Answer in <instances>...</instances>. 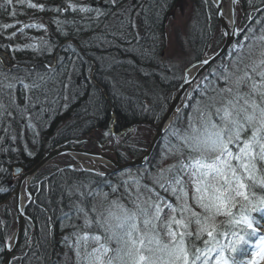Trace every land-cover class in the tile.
Masks as SVG:
<instances>
[{
	"label": "snow or ice",
	"instance_id": "obj_1",
	"mask_svg": "<svg viewBox=\"0 0 264 264\" xmlns=\"http://www.w3.org/2000/svg\"><path fill=\"white\" fill-rule=\"evenodd\" d=\"M15 2L45 9L44 5L34 4L31 0ZM104 2L109 5L108 9L64 0L65 7L55 6L49 10L82 13L89 23H98L111 15L116 19L118 29L122 30L126 24L135 27L131 3L113 12L120 0ZM257 2L264 5V0H247L255 13H264V7H258ZM232 3L235 5L238 0H232ZM12 4L13 0H3L0 8ZM16 14L15 10L9 13L11 16ZM253 18V12H249L248 19ZM56 23L59 30L61 24H74L75 21ZM11 27V24L3 25L5 29ZM105 28L109 30L107 25ZM236 31L234 28L233 34ZM43 43L47 45L48 42ZM31 47L36 50L35 46ZM243 47L235 45L234 50ZM200 63L207 65L209 60ZM222 67L224 71L219 79L224 86L212 89L214 95L201 93L205 99L192 105L187 127L183 132L171 131L176 143L168 141L165 144L156 171L147 173L146 177L129 173L128 179L122 181L131 207L119 198L109 200L108 192L90 188L84 192L79 187L74 192L69 191V196L92 197L94 202L90 207L83 201L76 203V218L82 222L68 224L74 231L63 237L66 251L62 264L264 262V234L258 235L264 225L252 215L264 213V27L261 35L256 37V43L247 45L246 57L237 55L231 70ZM19 71L5 70L0 62V123L9 117L28 118V127H32L29 113L37 104H43L41 94L45 100L48 98L50 77L46 73L33 75L27 70L20 75ZM30 77L31 82L26 83ZM17 84L21 85L19 98ZM20 98L24 100L23 106L19 103ZM172 157L176 158L175 163L166 168L159 166ZM145 178L151 184L143 183ZM109 187L112 193L118 191L116 186ZM168 197L174 198V202ZM218 217L224 219L218 220ZM67 218L71 220V217ZM249 253L251 258H248Z\"/></svg>",
	"mask_w": 264,
	"mask_h": 264
},
{
	"label": "trees",
	"instance_id": "obj_2",
	"mask_svg": "<svg viewBox=\"0 0 264 264\" xmlns=\"http://www.w3.org/2000/svg\"><path fill=\"white\" fill-rule=\"evenodd\" d=\"M15 0H13L14 2ZM48 2L47 7L44 10L39 8H30L28 4L20 5L14 2V5H10V10L0 8V25L11 24L13 27L0 30V38H7L9 44L0 48V54L3 52L8 53L11 58L15 61H26L23 58L22 51L30 53V60L35 64H40L42 68L46 70V74H60L57 72L56 65L53 66L50 61V57L43 55L44 61L38 63L35 62L36 55L34 54V48L31 47V43L19 40L18 37L12 36V33H17V28L14 26L16 23L10 21L9 13L15 10L17 13L13 18L22 20L25 24L29 23V17L32 16H45L51 20L56 21H75V23H63L61 27L66 29L67 35H63L62 40L54 37V45H63L66 50H74V53H79L81 49H88L96 54V58L99 65L104 66L94 74V79L83 76V81L77 82L78 86L70 84L66 79L62 84H67L68 88L66 93H61L59 90L56 92L51 89L48 93V98L45 100L41 94V99L44 100L42 107L43 111L37 109L34 113L41 119L46 117V111H50L48 118L59 120L54 126H48L47 121L44 119L43 132L52 136L57 130L60 132L66 130V134L71 132V129L63 128L62 121L71 118L72 121L77 122L76 127L72 130L88 132L89 128H98V130H107L109 124L112 121V113L116 117V130L121 132L126 129L131 123L139 121H147L152 124H156L162 117L166 105L170 99L171 91H174L181 81L179 74L172 73L171 70H166L165 66L161 62V53L159 48L163 49L166 40L162 32L165 27V19L169 13H171L172 7L176 6L180 0H120V3L112 9L113 12L117 9L124 8L128 4H132L136 11H131V19L135 24V27L126 26L120 30L116 27V19L111 15L100 19L98 23H89L85 18L84 14L74 13L71 10L66 12H57L53 9L55 6L61 8L65 7L64 0H46ZM74 3L90 4L92 7H100L101 9H108L109 5L104 0H73ZM196 3L195 16L197 17V23L194 27V46L197 45L196 56L194 60L200 59L204 54V48L210 40V36L214 32L212 23L215 22V17L209 18L208 12L205 9L204 4L200 0H194ZM0 3H3L0 0ZM246 11L249 8L248 4L245 3ZM249 12V11H248ZM247 12V13H248ZM92 15H95L94 13ZM263 13H258V17L261 18ZM40 16V17H41ZM208 18V19H207ZM246 21H244L245 23ZM255 22V20H254ZM253 22V23H254ZM105 25L108 26L109 30H106ZM121 32L123 33L121 35ZM253 32V31H252ZM256 33V31H254ZM115 33V34H113ZM251 33L248 38V43L251 38L256 43L254 34ZM10 38V39H9ZM65 38V39H64ZM68 41H65L67 40ZM198 41L202 44L201 47L198 45ZM251 44V43H250ZM254 44V43H253ZM71 45V46H70ZM29 46V47H26ZM48 47V46H47ZM46 46H40L37 48H47ZM90 53V52H88ZM233 53V51L231 52ZM230 53V54H231ZM92 54V53H91ZM74 55V54H73ZM76 55V54H75ZM243 55V54H239ZM237 54L233 53L232 58H236ZM227 57V56H226ZM75 58V56H74ZM225 59V58H224ZM223 59V61H224ZM233 59V60H234ZM0 62L5 66V70H9L8 62L4 58L0 57ZM232 65V64H231ZM231 67V66H230ZM229 69L231 70V68ZM14 68V67H13ZM108 68H112L120 76V82L118 84H106L103 77H106L105 72ZM170 69V68H169ZM13 69L11 68V71ZM17 69H14L16 72ZM213 70L203 75V79L208 77L209 80L213 74ZM90 72H88L89 74ZM223 73V71H222ZM221 73V74H222ZM20 75H24V72L19 71ZM31 80V77L29 78ZM28 79V80H29ZM26 80V81H28ZM95 80V81H94ZM50 80H48V84ZM97 83L98 85H96ZM168 85V87L166 86ZM52 86V85H51ZM86 86L89 88L85 90ZM223 81L216 78V87H223ZM207 88H211L210 86ZM206 93V92H205ZM70 95L72 101L68 102L64 99L65 96ZM208 95V94H207ZM213 95V94H211ZM22 99V98H20ZM21 103H23V100ZM111 106V107H110ZM55 110V112H53ZM15 115V114H14ZM16 120V121H15ZM14 119L11 117L5 119L3 122L9 124L13 129L17 128L18 122L21 120ZM12 122V123H11ZM83 123V127L77 128L80 123ZM86 128V129H85ZM84 133V132H83ZM170 140L172 143H176V138L173 137ZM22 140V139H21ZM140 141L134 143V152L131 157H137L139 155L137 150L144 151L147 144H141ZM133 145V144H132ZM131 148V146H130ZM119 157V156H118ZM123 161L124 158H120ZM160 158L158 159V161ZM176 158L172 157L164 160L166 167L175 163ZM152 165L147 173L156 171V165L150 162ZM162 167V165H160ZM68 177L66 179H72L74 185H70L68 190L75 191L78 186H83L89 190V180H93L98 183L97 191L108 192L112 194L111 187L106 186L105 182L101 177L91 175L88 173H79L68 170ZM90 176L91 178H88ZM119 195L109 196V200L119 198L125 205L131 207L127 199L122 181H115ZM143 183L151 184V181L147 178L144 179ZM87 186V187H85ZM166 195L165 193H161ZM168 199L174 202V198L168 197ZM76 199L68 210H72L77 201ZM2 202V201H0ZM76 202V203H75ZM32 210V209H31ZM5 206L0 205V264L4 261L5 243L7 237V228L5 226ZM36 211V210H35ZM60 212L61 218L57 219L58 215L53 216L50 213L46 216H42V213L36 211L33 212L36 217L30 216L33 222L36 224L35 235L33 237L32 246L28 251L24 249L23 252L18 249L17 260L21 264H62V259H59L62 254L66 251L65 246L60 250H55L56 244L65 236L64 230L67 223L79 224L77 218L69 220L67 217L69 213ZM235 211V210H234ZM67 214V216H66ZM7 215V214H6ZM256 219L264 218V213H253ZM53 216V217H51ZM224 219L218 217V220ZM28 218V222H29ZM35 220V221H34ZM32 221V220H30ZM54 222V223H53ZM54 224L56 234L52 236L49 229ZM63 225V226H62ZM71 231H74L72 227H69ZM70 236V235H69ZM255 238V237H253ZM30 242L29 237L24 242V247L27 248ZM227 243V241H225ZM23 244V243H22ZM64 245V242H63ZM33 253L36 255L34 256ZM71 256V252L69 251ZM41 257L42 259H37Z\"/></svg>",
	"mask_w": 264,
	"mask_h": 264
},
{
	"label": "bare ground",
	"instance_id": "obj_3",
	"mask_svg": "<svg viewBox=\"0 0 264 264\" xmlns=\"http://www.w3.org/2000/svg\"><path fill=\"white\" fill-rule=\"evenodd\" d=\"M31 2L38 5H44L45 7H47L48 5V2L46 0H31ZM245 3L247 4V0H238V3L235 5H233L232 0H222L224 9L226 10V13L228 15V17L226 18L228 19V22L230 24V29H233L235 26V23H232L233 20L231 19V17L233 15L237 17L238 13H240L239 17H241V22L239 23L236 22L237 33L234 38V42L230 45L226 54H230L233 51V47L235 46V44H237L242 38H244L245 36H248L249 38V35L244 28H248L250 23H252L254 20L255 22H257V20H260V18L258 17V13H255L252 8L246 11L244 7ZM203 4L205 6L206 11L210 13L211 10L210 5L216 8L218 2L217 0H203ZM176 6L178 7V5ZM176 6L174 5V7H172L171 10H173ZM257 6L264 7V5L259 4V2H257ZM5 9L10 10V5L6 6ZM132 10L136 11L134 7ZM248 11L253 12V16H254L253 19H248V13H249ZM169 15L170 14H168L165 19V27H164V31L162 32L165 40L168 33L167 28L169 23V19H168ZM40 16L35 17V20L38 23V25H43V27H37V25H35L33 26V28H27L24 26L25 23L22 20L19 19L15 20L13 18L14 16L9 15L10 21L14 20L15 21L14 23L17 22L20 25L17 28L16 31L17 33L15 35L16 37L19 38V40L26 41L27 39H29L31 43L33 40L37 39L38 40L36 41L38 42L37 47L43 46L44 41L48 42L47 45H44L46 47L48 46L47 48L36 47V50H34L35 51L34 54L36 55V60H35L36 63L40 61L43 62L44 61L43 55H45L46 57H50V61H53L52 62L53 66L55 65L56 67L58 66L57 72H59L60 74L57 73L48 74L47 76L50 77L49 79L50 84H48L47 86L50 87L51 89L53 87L54 92H56V90H59L61 93L64 92L66 93L67 89L63 87L64 84H62L61 81L64 82L66 79L71 85L74 84L75 86H78L77 82L83 81L84 78L83 76L86 77V74L88 78L91 77L92 79H94L93 78L94 74H96L97 71H99L102 67H104L102 64L100 66L97 59H95L96 54L88 49H84V50L81 49L79 53H74L73 52L74 50L73 51L68 49L66 50V48H64L62 44L54 45V43H56L57 41V40L54 41V37H57L60 40H62V37L64 35L62 33H66L67 30L61 26L60 29L58 30L57 23L54 20H51L45 16L43 17ZM214 17L216 19V14ZM40 18H44V19L40 20ZM244 21L246 22L244 23ZM212 27L213 28L216 27L215 22L212 23ZM1 29H5V28H3L2 25H0V30ZM21 29L23 31H21ZM213 35L214 34L212 33V35L210 36V40L208 41L206 46L210 44L209 42L212 41ZM225 40H226V35H224L222 40L219 42L218 47L213 52V54L219 51V49L225 43ZM9 41L10 40H8L7 38H0V48L9 44ZM65 41H68V39ZM246 43H248V39ZM198 45L199 47L202 46V44L199 41H198ZM31 46L34 45H32L31 43ZM192 46L194 49V53L196 54L195 50H198L197 45L196 46L192 45ZM49 47L51 48L50 51L48 50ZM165 47L166 44L163 49L159 48V52L161 53L162 56ZM169 49H172V47L169 46ZM21 53L23 54L22 56L24 59H26V61L14 62L11 56L6 52L0 54V57L4 58L5 61L8 62L10 69L11 68L13 69L11 72H14V69H17V71L20 70L22 72H24L23 70L30 71L31 73H33V75L35 73H40V74L46 73V70L42 68L40 64H35L30 60L31 57L30 53H25L23 51ZM197 61L198 60H193V63ZM222 61H223V56L220 57L211 67L213 68L214 66H218ZM196 70H197L196 67H192L190 68L189 73L193 74L195 73ZM88 72L90 73L88 74ZM114 73L115 72L113 71L112 68L107 69V71L105 72L106 77L105 78L103 77V80L106 84L121 83L119 74L118 73L114 74ZM200 80H203L202 75L199 77L197 82H200ZM30 82H31L30 79L26 81V83H30ZM196 85L198 84H195L193 90L190 91L188 96L185 95L183 96V98H180L179 101L182 102L179 104V107L181 108L180 110L185 109L186 102L189 100V97H191V95L194 94L195 89L197 87ZM166 86L168 87V85ZM20 88L21 85L17 84L16 94L18 98L21 95ZM67 88L70 90L69 87ZM88 89L89 88L86 86L85 90ZM67 97H68L67 99L68 102L72 101L69 94ZM172 99L173 96L171 95L167 104V109L169 108ZM20 100L23 99H19V103L23 106L24 100L23 103H21L22 101ZM41 108H43L42 105L37 104L33 109H31L29 113L32 127H28L29 124L28 118L22 120L19 119L20 121L18 120L19 121L18 126L17 128L14 129L9 124H5L4 122L0 123V137L3 138V140H0V189H4V191H0V201H2L0 202V205L3 204L2 206H5L7 210L10 209L11 205H14V209H16L17 205H19L22 208V210L26 213V223L28 222V218L33 221L31 216L36 217V215L33 213L36 211L42 213V216H46V214L48 213H50L53 216L59 214L58 217H55L59 219L61 218L60 212H64V213L67 212L71 208V206L73 205L76 199H79L77 202L83 201L85 205L90 207L91 204L94 202L92 197H87V199H84L78 194L69 196V191L72 190H68V188L70 185H74V183L71 178L66 179L69 175L68 170L75 171L77 172L76 174L86 173L88 175L89 173L93 176L96 174L94 172V169L98 161H105L109 164V166L114 167V164L111 160L119 159V157L124 158V155L120 153L121 152L120 147L123 143H125L123 140V135L133 137V135H135L139 130L138 128L144 126L153 128L155 126V125L152 126L153 124L147 121H139V122L131 123V125H129L126 129L122 130L121 132H117L115 126L116 117L115 114L112 113L113 119L109 124L108 129L105 130V134H107L106 138L109 136H111L112 138H108L103 142L100 139L95 141L92 137H90L92 136V133L95 132L96 130L102 131V130H98V128H92V129L89 128L88 132H86V130L82 132L81 131L74 132V130L72 129L76 127L77 122L72 121V117H71L63 120L61 126L63 128L69 127V129H71V132L69 134H66L65 132L66 130H62L60 132L57 130L55 133H53L52 136L50 135L49 137L47 132H43L44 130L43 126L45 122L44 119L47 121L48 126L56 125L59 122V120H56V118L51 119L52 117L49 119L48 116H50L51 114L50 111L48 110H45L46 111L45 118L41 119L40 117H37V115L34 112L37 109L41 110ZM53 112H55V110ZM185 112L187 114V110ZM165 113H163L161 119H163ZM83 123L81 122L77 128L83 127ZM139 123H144L146 125L140 126ZM174 123H175L174 120H169L164 125V128L163 125L159 127V129L163 128L165 131L164 134L160 138H158L156 148L154 149V151H152L151 155H148L141 150H137L139 153L138 156L142 164L131 165L127 168H124L123 171L130 170V172L134 175H137L139 173V174H144L146 177L147 171L150 169V166L152 165L150 162L155 163L157 169L158 160L156 161L154 158L155 151L158 148H163L168 141L172 140L171 138L173 136L170 134L171 133L170 130L174 126L173 125ZM187 123L188 122L185 121L184 123L179 124L178 126H176V130H180L181 132H183V130L187 127ZM156 125L158 126L159 123H156ZM5 129H7V131H5ZM23 132L26 133L25 142H23L22 139ZM118 137L122 138V141H120ZM153 137L154 135L151 137V140L149 142H146L147 145L144 146L145 147L144 151H146V149L150 146ZM174 138L175 137H173V139ZM111 139L113 140L114 143L111 142ZM130 142L129 144L131 145V147H133L134 145H132ZM55 150L58 151L59 153L58 156L53 152ZM65 156H68L70 158H75V160L78 162L79 165L75 164L74 161L73 162L66 161L63 165H58L57 164L58 161L56 160L59 157H65ZM137 158L138 157H129L125 159V162H128L132 159L137 160ZM95 176L101 177V179L105 182L106 186L109 185L117 186L118 183L116 185L115 181H120L112 173L104 172L103 176H99V175H95ZM88 178L91 177L88 176ZM91 179H88L89 188L92 190H97L96 188L99 186L98 183L97 182L95 183ZM78 187L80 188L81 191L84 192L88 191L83 186H78ZM113 195H119V193H112V194L109 193L110 197ZM25 196H27L26 200H25ZM68 213H69L68 217H71V219L76 218L75 207L72 210L68 211ZM68 224L69 223L65 225L66 228L64 230L65 236H69L73 232L69 229ZM49 231L51 232L52 236L56 234L54 224H52ZM23 239L24 237L22 238L20 244L23 243ZM58 240L60 242L56 244L55 250L57 249V251H60L65 245H63V241L61 239ZM8 241L9 240L6 237L5 249ZM30 242L31 243L27 246L28 248L26 249V251H28L32 246L33 238L32 240L30 238Z\"/></svg>",
	"mask_w": 264,
	"mask_h": 264
},
{
	"label": "rangeland",
	"instance_id": "obj_4",
	"mask_svg": "<svg viewBox=\"0 0 264 264\" xmlns=\"http://www.w3.org/2000/svg\"><path fill=\"white\" fill-rule=\"evenodd\" d=\"M203 3V0H200ZM178 7L176 6L171 13H169V23H168V28H167V37H166V47L164 49L163 52V56L161 58V62L162 64L165 66L166 70H171L172 73L175 74H179L181 76V82H182V78L184 77V73L186 71V69L192 65L194 57L196 56V54L194 53V49L193 46V40H194V36H193V32H194V27L196 26L197 23V17L195 16V6L196 3L194 2V0H180L179 3L177 4ZM211 10L210 13H208V17L209 18H213L216 14V27H214V32H213V38L212 41L209 42L210 44H208L205 48H204V54L203 57L204 58H208L209 56H211L213 54V52L216 50V48L218 47L219 42L222 40V38L224 37L223 33L225 32L222 28V24L221 21H219L218 19V8H214L210 5ZM216 10V11H215ZM238 16L235 18L236 22L239 23L241 22V17ZM171 16V17H170ZM36 16H30L29 17V23L27 22L25 25H31L32 27H27V28H33V26L38 25V23L35 20ZM262 17H264V13L262 15ZM44 18H40V20H42ZM261 20V18H260ZM254 22V21H253ZM250 23V25L248 26V28H244L245 31L248 33V35H250L251 33L254 34V37L256 39V37L261 35V26L264 27V20H261V23ZM24 25V26H25ZM261 25V26H260ZM14 26L19 27L20 25L18 23H16ZM259 26V27H258ZM249 29H254V31H256V33L253 31H249ZM252 34V35H253ZM30 40L27 39L26 42H29ZM32 41V40H31ZM38 41L37 39L33 40L31 43L32 45H34L35 47H37L38 45ZM247 40H245V37L242 38L237 44L235 45H243L244 47L241 48H237L234 50L233 47V53L239 55V54H243L242 56H247ZM253 44L255 43L253 41V38L250 39L249 44ZM248 44V45H249ZM169 46L172 47V49H169ZM228 54L227 57H225L224 61H222L218 66H214L212 68V70L214 71L211 78H213L212 80H209L208 77H205L203 80H200V82L198 83V85H196V89L194 94L191 95V97L189 98V100L186 102V107L185 109L181 110L179 112V114L177 116H175L172 120H174V126L171 128L170 132L172 130H176V126H178L179 124L184 123L185 121L188 122V116L190 113L193 112L192 109V105H194L196 103L197 100H204L205 97L203 95H201V93H207L208 95L211 94H215L213 91H211L212 89L216 88V78H219V76L221 75L222 71H224V68L222 66H227L228 68L231 66L232 67V62L233 59L232 58V54ZM9 65V64H8ZM230 67V68H231ZM10 69V67H8ZM170 68V69H169ZM211 70V69H210ZM96 85H98L97 83H95ZM207 86L211 87V88H207ZM177 89V88H176ZM175 89V90H176ZM174 91H171L170 93V97L171 95L173 96L175 93ZM187 110V114L186 111ZM167 111V105L166 108L164 110V113ZM162 119H160L157 123L160 124ZM156 125V124H155ZM139 130L137 131V133L135 135H133V137H131L130 139H128L125 143H123L120 147V153H122L124 155V159L131 157L132 152H134V146L131 147L130 149V144H133L136 141H140L139 143L141 144H145L146 142H149L151 140V137L154 135V129L151 127H140L138 128ZM169 132V133H170ZM26 133L23 132V142H25V136ZM107 134H105V131H95L92 133V137L95 141L96 140H102L103 142L108 139V138H112L111 136L107 137ZM119 138V137H118ZM120 141H122V138H119ZM111 142H113V140L111 139ZM51 146V145H50ZM164 148V147H163ZM163 148H158L155 151L154 154V158L157 161L160 157H161V152ZM56 161L58 165H63L66 161H70L73 162L75 164H78V162L75 160V158H70L68 156L65 157H59ZM79 165V164H78ZM166 163L162 164V167H165ZM82 167V166H81ZM111 166H109V164L105 161H98L97 165L95 166L94 169V173L95 175H98L97 173H111ZM60 168V167H59ZM86 168V167H85ZM131 173L130 170H121L116 172V177L118 180L123 181L125 179H128V174ZM132 174V173H131ZM134 175V174H132ZM100 176V175H99ZM27 199V196H25V200ZM3 205V204H1ZM6 208V207H5ZM7 214V215H6ZM5 217L7 219H5V226L7 228V239L10 241L13 237L14 232L16 231V209H14V205L10 206V209L5 211ZM260 225H264V219L261 221L260 220ZM24 239H23V244H21L18 249H20L21 252L24 251V249L26 250L27 248L24 247V242L27 240V238L29 237V239L34 237L35 235V230H36V224L33 221L29 222H25V226H24ZM260 234H264V227H261L260 229ZM259 235V234H258ZM31 242H28V244H30ZM17 258V257H16ZM64 258V254H62V256L59 259ZM19 259H14L13 260V264H21L19 262H16ZM63 261V259H62ZM261 264H264V262H261Z\"/></svg>",
	"mask_w": 264,
	"mask_h": 264
},
{
	"label": "water",
	"instance_id": "obj_5",
	"mask_svg": "<svg viewBox=\"0 0 264 264\" xmlns=\"http://www.w3.org/2000/svg\"><path fill=\"white\" fill-rule=\"evenodd\" d=\"M218 4H217V8H218V19L219 21H221L222 24V28L225 31V33H228V35H226V40L225 43L222 45V47L219 49V51L215 52L213 55L209 56L208 58H202L201 60L193 63L190 67H188L184 73V78L182 80V82L180 83V85L177 87V89L175 90V93L173 95V99L169 105V108L167 109L163 119L161 120L160 124L157 126L155 125L153 127L154 131V137L151 141L150 146L146 149L145 153L148 155L152 154V151H154V149L156 148L157 142H158V138H160L163 134H164V125L166 124L167 121L172 120L180 111H177V109H181L179 107V104L182 103L180 100V98H183V96H188L190 91L193 90L197 80L199 79V77L204 74L207 70L210 69V67L222 56H224L228 50V48L230 47V45L234 42V38L236 36V33L233 34V29H236V16H232L231 19L233 20L232 23H235V26L233 29H230V24L228 22V19L226 17H228L226 10L224 9V6L222 4V0H217ZM208 59L209 60V64L207 65H201V61ZM192 67H196L197 70L195 71V73L190 74V68ZM139 125H146L144 123H139ZM163 125V128L159 129V127H161ZM158 127V128H157ZM156 135V137H155ZM52 152V151H51ZM57 156L59 155L58 151L55 150L53 151ZM52 152V153H53ZM66 153V152H64ZM70 153V152H69ZM114 164V167H111V173H116L118 171L123 170L124 168H127L131 165H135V164H142L140 158L138 157L137 160L136 159H132L128 162L125 163H121L119 162L117 159L116 160H111ZM25 222H26V213L22 210V208L17 205L16 207V231L13 234V237L10 241H8L7 245H6V249H5V256H4V261L3 264H12L15 253L18 249V247L20 246V242L23 238L24 235V226H25ZM9 245L11 246V248L9 249Z\"/></svg>",
	"mask_w": 264,
	"mask_h": 264
}]
</instances>
